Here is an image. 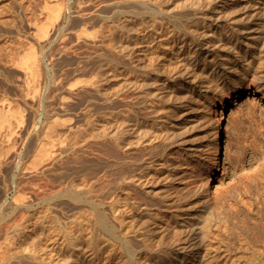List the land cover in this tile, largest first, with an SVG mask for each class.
<instances>
[{
    "label": "rangeland",
    "instance_id": "374dc122",
    "mask_svg": "<svg viewBox=\"0 0 264 264\" xmlns=\"http://www.w3.org/2000/svg\"><path fill=\"white\" fill-rule=\"evenodd\" d=\"M143 1L158 11L170 10L169 7L172 6L171 11L180 10L185 13L188 10V13H193L195 7L201 6L200 0L199 3L197 0H0V251L17 248L19 252L31 256L23 257L24 260L13 258L11 264L88 262L87 257L92 252L94 241L103 239L105 231L98 223L94 224V209L86 203L75 202L67 194L70 191H78L74 184H84V180L87 186H90L89 184L101 178L97 182L96 190L99 188L98 185L103 182L102 176L108 169V164L105 163L111 155V149L107 150L109 146L105 138L107 115L110 111L128 106L126 103L129 101L137 102L139 99L142 103L138 101L134 104L135 107H141L143 111L145 106L144 112L150 113V121L155 120L153 124L155 123L154 127L157 128H152L154 134L151 140L148 139L151 143L145 142V146L150 144L152 151L164 147L160 149L163 152L154 156V160L148 158L151 156L148 151L150 146L149 149L145 146L142 149H134L132 153L139 151L135 154L142 158L141 155L147 152L145 155L150 162L143 160V163L150 165L143 164L142 169L146 168V172L152 171L158 178L163 173L159 180L166 187L165 191H171L173 195L175 193L174 197L178 198V201H181L182 197L185 204L183 211L186 212L184 216L187 217H180L178 221L191 222L200 210H213L208 204L214 205L215 211L219 205V210L222 207L220 211L227 212L231 219L229 224L233 235L232 238L227 237L216 244L222 246L213 256L215 261L219 264H263L264 163L255 165L254 162L260 158L264 162V92L255 93V84L251 78L253 75L250 73L238 83L237 89H232L230 85L226 87V83L228 84L227 80L233 82V78L210 83L206 81L205 86L202 75L193 68L188 71V75L183 76L184 78L174 80L176 82L171 81V84L164 85L167 88L162 86V89H159L154 77L157 71L155 72L151 62L148 61L150 69L147 63L149 77L141 67H131L130 71L127 70L122 54V25L125 23L127 10L140 9L143 7ZM165 2H169L165 4L167 6H164ZM178 2L181 5H178ZM190 2L199 5H191ZM59 3L63 4L60 18L57 17ZM111 4L115 6L112 8L109 6ZM108 6L110 9H107ZM32 55H36L38 60V75L31 72L27 66L28 57ZM250 65L254 66L252 63ZM240 70L239 72L242 71ZM159 73L162 74V71ZM135 74L138 77L135 78ZM163 75L161 78H164ZM146 78L154 82H151L148 92L157 91L153 94L157 95L156 98L150 91L152 96L149 93L148 100L147 89L138 91L137 85L145 84ZM137 79H140V83ZM94 82L98 86H94ZM126 83L132 86L128 84L127 88ZM215 83H218V87ZM154 84L157 87H154ZM133 86L136 88L132 89ZM204 86L205 89L202 88ZM226 90L230 92L227 100L224 97ZM144 91L146 97L140 96L143 100L139 95H135L139 92L143 94ZM124 93H128V96H124ZM247 94H251L250 97ZM129 95H132L133 99ZM188 96L189 99L191 96L195 97L194 101L189 100ZM238 96L246 97L240 105L241 112L235 114L232 112V106ZM147 101H150L149 104ZM152 102L154 108L151 107L153 109L149 111ZM216 111L228 125L232 142L231 155L218 169L210 163L215 150ZM60 117L64 124L66 120L65 125L61 123ZM4 118L8 120L5 122ZM155 131L157 135L165 137L162 139L156 136ZM176 131L181 133V137L175 135V140L172 137L174 145H168L167 138L169 142L172 139L171 136L170 139L168 136L166 138V135H171V132L176 134ZM164 139L168 152L163 150ZM152 142L157 143L155 148ZM115 146L114 151H119ZM116 152H113L114 155H118ZM177 154L182 156L178 157ZM145 155L143 157H146ZM182 157L185 160L181 159ZM171 160L182 161L187 165L191 161L193 164L189 165L195 164L197 169L192 172L187 167L183 168L185 165L176 167ZM164 161L171 163V166ZM99 162L102 163L100 166ZM162 162L169 166L163 165L164 168ZM90 163L94 164L95 168ZM152 163L156 166L151 165ZM84 166L85 169L82 168ZM155 167L162 172H158ZM167 171H172L173 177L168 178ZM259 171H262L263 175H260ZM202 178L208 181V185L204 184ZM144 186L147 187L144 183L138 191ZM114 190L113 197H109L110 193L105 195L101 187L99 188L98 192L104 196H101L103 203L100 206L109 210L111 204L106 202V199L113 200L116 197L114 205L119 212L125 207L122 203H125L123 196L127 193H122L121 187ZM128 190L127 192H130ZM88 195H91L90 191ZM119 196L123 197L124 201H118ZM133 196L130 197L131 201L129 199L130 204L134 201L138 203V199ZM118 203H121L122 208ZM192 214L195 216H191ZM188 219L190 221H187ZM183 223L179 228L187 233L190 228L185 227ZM222 232H226L223 226ZM240 233L246 235L247 239H242ZM193 241L195 240L188 242L192 248L197 245V241ZM201 243L204 245L207 241L201 240ZM36 247L39 248L37 251L34 250ZM178 247L181 248V245ZM253 248L260 252H254ZM35 251L40 254L36 258L33 257L38 255Z\"/></svg>",
    "mask_w": 264,
    "mask_h": 264
},
{
    "label": "bare ground",
    "instance_id": "6f19581e",
    "mask_svg": "<svg viewBox=\"0 0 264 264\" xmlns=\"http://www.w3.org/2000/svg\"><path fill=\"white\" fill-rule=\"evenodd\" d=\"M184 2L186 3V1ZM196 2L199 3V0H197ZM168 3L169 2H165L164 6H167L165 4ZM185 3L182 4L184 5ZM195 3L191 4L190 2L191 5ZM198 3L196 4L199 5ZM200 3H201L200 7L199 6L195 8L193 7L194 12L193 13H191L192 11L190 12L192 15L188 13V10L187 12L185 11V13L188 14H185L180 10L171 11V9H173V7L171 6L172 3L170 5L172 8L169 7L170 10H165V11H158L155 8H151L150 6H147L148 3H146V1H143V7H140V9L127 8L128 9L127 16L125 17L126 20H124L125 21L124 25H122L123 32L121 33L122 35L121 45L123 52L122 54L126 65L124 67H127L126 69L127 70L129 69V71L131 70V67L132 68L141 67L142 69L144 68V71L146 72L145 74H148L147 63L149 64V62H151L150 64H152V67L154 68L155 72L157 71L154 77L156 80V84L157 83L159 84L158 85L159 89L160 88L162 89V86L166 84H171L170 83L171 81L179 80V78L185 76V74L188 75L190 70H192L193 68L197 69L200 72V74L202 75L201 78H203L202 80H205L206 83L205 86L207 85L206 81L210 83V81L215 82V81H220L221 79L233 78V82L227 80L228 84L226 83V87H229L230 85L232 89H237L236 87L238 86V83L242 82L244 80V77L250 73L253 75V77L251 78L253 83L255 84V93L259 91L263 93L264 92L263 91L264 89V0H200ZM175 4H177V2ZM178 5L181 4L178 2ZM62 6L63 4L61 5L59 3V13H58L59 15H57V17L59 16V18L61 16L60 14H62L61 13ZM109 6L112 7L113 5L111 4ZM109 6L107 7V9H110ZM122 6L124 9H126L124 7L125 6L124 4H122ZM161 7H163V4ZM55 15L56 14H54V16ZM28 58L29 59L27 60V63L29 62V65L27 64V66H29L31 72H33L34 74L36 73V75H38L37 72L39 69L38 67L39 65L37 62L38 60L36 58V55L34 56L32 55ZM251 63L254 66H251L250 65ZM150 64L148 66L149 69H150ZM139 69L137 70L139 71ZM135 70L136 69H134V71ZM197 70H193V71H197ZM239 70L241 72H239ZM160 71H162V74L159 73ZM152 72L154 73V71ZM141 73L144 74V72ZM136 74H135V78L137 76ZM128 75H130V73ZM162 75L164 78H161ZM147 76L149 77L150 75L148 74ZM136 81L137 82L139 81L138 83H140V79L139 80L137 79ZM136 81L133 82L136 83ZM144 81L146 82L145 83L146 85L145 84L141 85L140 83V85L139 84L137 85L138 86L137 89H139L138 91L142 89H147V99H148L149 96L148 94L150 93V91L151 93L153 92L152 90H149L148 92V88L150 89L151 82L152 83L154 82L152 81V79H150L149 81V79L147 78L146 80L144 79ZM133 82H131V84ZM94 83H95L94 86H96L97 83L96 82ZM218 83L217 84L215 83L217 87H218ZM126 84L125 87L128 86L127 88H129L128 84L130 83H128L127 86ZM131 84L130 86L135 85L134 83L132 85ZM181 84L183 85V83ZM139 86H142V88H140ZM205 86L202 88L205 89ZM154 87L157 86L155 85ZM135 88L133 86L132 89ZM128 90L129 89H127V91ZM136 90L135 91L132 90V91L138 92ZM145 92L146 91H144L143 94L142 92L141 93L139 92V94L136 93L135 95L136 96L139 95L138 97L142 96L144 98L146 97L144 96V94H146ZM226 92L227 90L225 91V93ZM154 93H152V95ZM229 93L230 92H227L224 96L226 100L229 97ZM126 94L128 93H124L123 95L128 96ZM132 95H129V97L131 96L132 98ZM247 95L248 97H250L251 94H247ZM156 96L154 97L156 98ZM192 96L190 99L192 100L195 99V97ZM142 97H140L141 100H143ZM245 97L246 96H238L234 100L235 102L232 106L233 107L232 112H234L235 114H239L238 111L241 112L240 105L244 101ZM126 100L128 102V99ZM137 102H133V101H129L128 103L125 102L128 106L125 105L126 107L122 106V108L120 109L110 111V113H108L109 115H107L108 118L106 119L108 120V122L106 121L107 127L105 126L106 131L103 130V134L105 131V135H106L105 138L108 142V145L105 143L106 141L104 143L105 145L109 146L108 148L107 146L105 148H107V150L109 151L111 149L110 151L111 155L109 154L110 158H107V160L109 159L108 162L105 161L106 162L105 164L106 165L108 164L107 166L108 169L106 170L107 171L106 174L102 176L103 182H101L98 185V187L99 188L101 187L102 191L105 192V195L106 193H110L109 197H113L115 188L121 187L122 190L121 192L127 193V195L125 194L126 197L121 195L125 198L124 199L125 203L124 202H123L124 204L122 203V205H124L125 207L122 208L121 203L120 204L118 203L122 209H120V211L117 212V210L119 209L114 205L115 203L114 199L116 198L114 197L113 200L106 199V202L111 204L110 208H108L109 210H104L101 208L100 204L103 203L102 198L104 196L101 194V192L100 193L98 192L99 188L96 190L97 182L100 181L101 178L98 179V181H94L92 184H89L90 186H87L88 184L85 183L86 180H84V182L81 181L85 184L86 188H84L85 187L84 184L75 183L74 186L77 187L75 189H78V191L77 190L70 191L67 194L69 195V197L75 200V202L77 201L78 203H84V204L86 203L87 205H89V207L94 209V224L98 223V225L105 231V236L103 237V239H99L96 242L94 241V244L92 246V252L89 254L86 253L88 254L87 258H89L87 260L88 262H83V263L84 264H219L218 262L215 261V258H213V256L217 254V250L222 245L216 246V244L224 241L227 237L232 238L233 235V232L229 224L231 221H229L230 218L228 216V213L226 212L227 213L226 214L224 210L220 211L222 210L221 209L222 207L219 210L220 207L219 205H217L218 210L215 211L216 209L214 210V208L216 207L211 203L210 204L207 203L208 205H211L209 208L212 207L213 210L210 209H207L206 211L200 210V212L198 211L199 213L197 214V216L194 219L192 218L193 220H191V222H184V223L182 222L185 225V227L188 226L187 228H190V230L187 233L186 231L181 230L179 228L180 225H182V223L178 221V218L180 217L183 218V216L186 215L185 210L183 211V206H185V204L182 201L183 199L181 195L178 194L180 195L179 197H181V201H178L177 200L178 198L176 199L174 197L175 193L173 195V193H170L171 191L170 192L165 191L166 187H164V184L159 180V178L162 176L163 173L161 174V176L159 175L160 177L158 178V176L153 174L152 171L146 172L145 171L147 170L146 168L142 169V167L145 164H148V163L144 164L143 160L150 162L149 159L151 158L153 159L154 156L163 152L160 149L164 147L162 143L165 142V139L164 141L162 140L163 142L161 143V145L163 147L160 146L161 147L159 149L160 151L159 150L154 151L156 149L155 144L157 145V143L154 144L152 142V145L155 148L153 149L154 152L151 150L152 147L150 146V144L148 145V147L145 146V144L148 142V139L151 140L152 139L151 136L152 134H154L152 132L153 131L152 128L155 125V123L153 124L155 120H153V122H151L152 120L150 121L152 116H150V113L148 111H147L148 113L144 112L145 106L143 107V111L141 110L142 109L141 107L138 108L135 107L134 104H136ZM145 102H146V98H145ZM145 104L147 105V103ZM153 104L154 102H152V106L149 105L150 108L151 107L154 108ZM153 108L149 109V107H147V110L149 109V111H152ZM216 115H217V123L214 128L215 150L213 151L214 154L212 156L210 155L211 156L210 163L218 169L219 166L222 163H225L228 160L229 156L231 155L232 142H231V133L228 128V125L225 124V121L222 120V117L219 115L217 111H216ZM4 120L6 122V120L8 119L4 118ZM61 121H62L61 123H63V119ZM64 122L66 124V120ZM65 124L63 123V125ZM154 128L157 129L156 127ZM177 131L175 132L176 134L173 133L174 136L172 132L171 135L167 134L166 138L167 136L168 137L171 136V139L172 137H174L175 140V135L176 137H181V133H183V131L181 130L182 131L181 133ZM155 135L158 137L160 136L159 134L157 135V132ZM153 139H155V136ZM174 140L172 139V141L169 142L167 138V142L169 143L168 145L172 143L174 145L175 142ZM176 142L179 141L176 140ZM115 145L118 147V149ZM168 145L165 142V149H163L165 150V152H168L166 150ZM114 146L116 147L117 150L122 151V153L120 152L121 153L120 154L119 151L117 152L114 151L115 149L113 148ZM143 146L147 147L148 149L149 146L151 147L150 148L151 151L148 150L149 153L151 154V156L148 157L149 159L146 156L147 152L143 154V155L146 154L145 155L146 157H143V155L140 154L142 158H139L137 154H135L138 153L139 151L138 152L136 151L135 153L133 152L135 155L132 153L134 149L137 148L142 149L144 148ZM109 151L107 152L110 153ZM107 152L105 153L108 154ZM113 152H116L118 155L120 154V156L114 155ZM181 154L180 155L177 154L178 157L182 156ZM99 156L97 157L99 158ZM184 157H182L181 159H183ZM95 158L93 159V162ZM158 160L160 162V159ZM177 160H179V158ZM97 161L99 160L97 159ZM92 163L90 164L92 165ZM165 163L163 164L162 162V166L166 165L168 162L166 164ZM171 163L176 167L177 166L182 167L185 165L183 168L187 167V169H191L192 172L196 171L197 169L195 164L194 166H191L193 164L191 161L189 162L190 164L192 163L191 165H189V163L188 165L184 164V162L182 161L173 162L171 160ZM171 163L168 164H170L171 166ZM263 163L264 162H262L261 158L257 159L254 162L255 165H263ZM98 164L100 166V164L102 163L99 162ZM88 165L87 167L90 166ZM149 165L150 164H148V166ZM151 165L156 166V164L153 163ZM93 167L95 168V166ZM97 167L98 166L96 165V168ZM163 167H159V168H163ZM82 168L85 169V166ZM154 169H156V167ZM160 171L162 172L161 169ZM170 172L171 173L167 171L169 175L171 174V176L168 175V178L173 177L172 171ZM259 172H261L260 175H263L262 171ZM167 173H165L166 174L165 176H167ZM174 173L177 172L175 171ZM154 175L157 176L158 179H156ZM177 175H179V173ZM172 179L174 180V178ZM176 179L178 178L176 177ZM165 180H167V178ZM202 181H204L205 185H208V181H205L204 178H202ZM144 183L147 185V187L145 188L144 186V188L141 189V191L143 192L141 191L139 192L138 188H141L140 186H142ZM178 186L180 187V185ZM131 189L133 190L132 192ZM127 190L130 192H127ZM89 191L91 192L90 196L88 195ZM131 194L135 195V198L138 199V203H135L137 201H134V203H132L133 202L132 201L131 202L132 204H130L129 199L131 201L132 198L130 197L133 196ZM191 197L193 196L191 195ZM122 198L119 196L118 201H120V199ZM191 216H195V214H192ZM190 219H188L187 221H190ZM222 226L225 228L226 232H222ZM95 230H96V226H95ZM180 230L182 232H180ZM239 236L242 239H247V236L243 235L242 233H240ZM7 237L9 238L10 236ZM191 240L197 241L196 243L197 245L194 248L190 247L188 244V242L189 241L191 242ZM201 240H205L207 241V243L202 245ZM178 245H181V248L178 247ZM38 249L36 247L34 250L37 251ZM36 251L34 253L35 254L38 253V255L37 254L36 255L34 254L35 256L32 255L34 258L40 255L39 252ZM253 251L260 252V250L256 248H253ZM27 255L28 254L25 255L24 253L19 252L17 248L16 249L13 248L12 250H8V251H0V264H5V263L11 264L13 258H22L24 260ZM28 257L31 256L28 255ZM33 257L32 259H34ZM84 258L82 257V259ZM37 260H39V258ZM43 263H45L44 260Z\"/></svg>",
    "mask_w": 264,
    "mask_h": 264
}]
</instances>
